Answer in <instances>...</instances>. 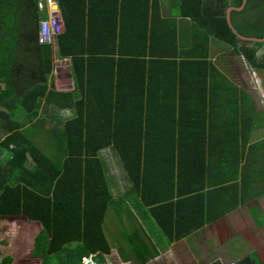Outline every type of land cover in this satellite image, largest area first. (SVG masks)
I'll return each instance as SVG.
<instances>
[{"label":"trees","instance_id":"1","mask_svg":"<svg viewBox=\"0 0 264 264\" xmlns=\"http://www.w3.org/2000/svg\"><path fill=\"white\" fill-rule=\"evenodd\" d=\"M37 2L0 0V225L4 217L21 216V225L36 230L32 248L18 256L32 257L36 264H82L84 258L103 263L111 251L105 215L111 208L122 211L128 199L154 220L157 228L151 232H158L167 225H188L191 214L184 205L197 206L202 198V220L191 221L188 231L176 236L203 226L205 198L216 186L209 182L211 147L203 141L205 127L182 126L176 101L195 94L204 100L205 91L236 88L211 65L206 51L178 53L175 29L170 39L147 33L145 26L139 31L127 15L136 0H60L65 31L57 37V50L72 59L74 87L57 90L43 80L53 69L54 45L37 41L46 16ZM241 4L181 0L179 11L204 29L206 40L227 45L264 72V55L258 56L264 43L242 41L227 24L226 11ZM230 22L244 37L264 38V0H246ZM161 37L171 42L168 51L155 46ZM28 66L39 68V76L26 73ZM104 151L115 153L126 176L123 200L112 193L115 177L108 176ZM228 156L223 150L220 159ZM225 173L220 171L221 184L230 181ZM201 178L198 186H181L182 179ZM153 181L180 190L147 200ZM136 241L143 249L134 251L136 259L146 264L153 256L141 238ZM3 254L0 264H12V256ZM240 264L259 262L251 257Z\"/></svg>","mask_w":264,"mask_h":264},{"label":"crops","instance_id":"2","mask_svg":"<svg viewBox=\"0 0 264 264\" xmlns=\"http://www.w3.org/2000/svg\"><path fill=\"white\" fill-rule=\"evenodd\" d=\"M180 8L181 0H136L130 11L127 10L129 11L127 15L135 20L133 23L136 22V28L139 31L145 26L147 33L154 36L163 35V39L166 38L165 36L170 39V34L175 29L178 53L190 50L196 53L206 51L211 65L236 90L205 91L204 100H199L201 97L199 94L190 95L191 99L177 98L176 114L182 116L184 120L181 121L182 126L185 127L184 124L188 122L187 128H199L202 131L205 127L206 138L205 140L203 138V141L211 147L213 164L209 173L211 177L209 182L216 186L208 191V200L205 198L208 218L205 222L204 217L203 226L193 230L188 236L182 238L176 236L188 231L191 221L202 220L204 209L200 208V204L204 199L201 198L197 206L189 203L184 205V211L191 214L188 225L181 224L178 229L176 225L173 227L167 225L166 229L158 226L156 233H160L162 239H156L166 245H160L149 236L144 242L149 252L151 249L156 252L155 257L165 256L168 260V253L171 252L169 261L173 264L178 262L180 264H240L251 257L259 264H264V111L254 106L256 104L254 95L249 89L241 88L239 79L227 73L228 67L217 64L219 61L215 60L217 56L213 51L218 48H229L230 51H227L233 53L232 49L211 37L206 40L204 29L194 20L180 16ZM133 23L130 26L131 29L134 28ZM107 25L110 26V24ZM162 37L157 39L160 44L157 43L155 46L166 48L168 51L171 42L163 41ZM53 45V69L43 80H47L48 85L53 84L57 90L72 89L74 87L71 76L72 59L70 56L58 55L57 39ZM33 53L31 50L28 54ZM238 57L242 61L241 56ZM244 64L248 66L246 61H243V67ZM24 70L33 77L36 76L34 74L39 76L41 73L39 68L34 69L32 66ZM247 75L249 78L252 77L250 72ZM219 81L222 83L221 80ZM179 118L181 117H177ZM223 150L229 156L221 160L220 155ZM104 152L111 158L114 156L111 151ZM176 170L177 166L174 169L175 173ZM224 170L226 178L230 181L221 184L220 171ZM182 181L181 186L184 185V187L190 184L198 186L202 183V178L190 183H187L186 179ZM176 190H180L176 185L174 189H170L164 182L153 181L147 185V200H154L161 195L168 196L171 191L176 192ZM153 193L155 194L152 195ZM132 207H136L139 211L136 201H132ZM180 211L183 209L180 208ZM141 216L143 226L149 223L156 225L152 218L148 220L143 214ZM6 218L10 220V217ZM128 218L131 221L132 217L128 216ZM136 220L139 221L137 217ZM122 225L127 230L124 223Z\"/></svg>","mask_w":264,"mask_h":264},{"label":"rangeland","instance_id":"3","mask_svg":"<svg viewBox=\"0 0 264 264\" xmlns=\"http://www.w3.org/2000/svg\"><path fill=\"white\" fill-rule=\"evenodd\" d=\"M218 49H215L213 51L215 53L214 55L217 56L215 60L219 61L217 62V64L221 67L227 66V73L232 77L239 79L241 88L245 87L249 89L250 93L254 95L256 99V104H254V106H256L257 109L264 111V72L251 69L248 64V66H245L244 64L243 67L242 63L243 61L245 62V59L241 57V61L238 55L228 52L230 51L229 48ZM263 55L264 47H262L258 52L259 57ZM239 65H241L242 67ZM248 72L252 74L251 78H249V76L247 75ZM49 125L47 124L46 126L48 127ZM101 157L107 164L108 176L111 175V173L112 176H115V180H110V183L112 182L111 190L114 197L120 196L121 200H123L125 198L124 192L128 187V182L117 156L114 153V156L111 158L109 157V155L103 152ZM132 201L133 200L131 199L125 200L122 211L119 210L118 212H116L113 210V208H111L105 215V224L103 226V230L111 247V251L108 256L104 257V264H142L141 262L139 263V261H137L134 254V251L137 248L141 249V253L143 252V249L140 247L141 244L136 241L137 238L139 237L144 241L147 240L146 238H148L149 236L151 239L160 243L156 239V231H150V229L155 230L157 226L150 223L149 225L144 224L143 226L142 216L136 207H132ZM127 216L135 219L131 218V221L129 223V218ZM136 217L139 219V221L136 220ZM20 220H22V222ZM121 220L127 230L123 227V223L120 222ZM23 221L24 220L21 216L10 217V220L6 217L2 218L0 225V258L5 255L3 253H6L12 256V264H36L37 262L35 259H30L32 257H29L27 255L23 256V254L18 256L23 251L32 248L33 235L36 232L33 225H30L28 227L21 225L24 223ZM132 228H134V231H132ZM20 239H23V242L19 244L18 242ZM164 244L165 243H160V245L162 246H164ZM150 253L154 258V254H156V252L151 249ZM171 255V252L168 253V260H166L165 256H163L162 258L155 257L152 260L149 259L146 264H173V262L171 263L169 261L171 260ZM178 264L180 263L178 262Z\"/></svg>","mask_w":264,"mask_h":264},{"label":"built area","instance_id":"4","mask_svg":"<svg viewBox=\"0 0 264 264\" xmlns=\"http://www.w3.org/2000/svg\"><path fill=\"white\" fill-rule=\"evenodd\" d=\"M38 10L46 16L40 20L37 40L39 44L54 43L65 30L60 0H38Z\"/></svg>","mask_w":264,"mask_h":264},{"label":"water","instance_id":"5","mask_svg":"<svg viewBox=\"0 0 264 264\" xmlns=\"http://www.w3.org/2000/svg\"><path fill=\"white\" fill-rule=\"evenodd\" d=\"M246 5V0H242V4L239 8H229L226 11V20H227V24L229 26V28L231 29V31L236 35L237 38L241 39L242 41H248V42H260V43H264V38H250V37H244L242 35H240L232 26L231 22H230V14L232 12H241L244 7ZM98 260V259H97ZM86 263L88 262L87 260H84Z\"/></svg>","mask_w":264,"mask_h":264},{"label":"clouds","instance_id":"6","mask_svg":"<svg viewBox=\"0 0 264 264\" xmlns=\"http://www.w3.org/2000/svg\"><path fill=\"white\" fill-rule=\"evenodd\" d=\"M38 11H39V10H38ZM39 12H40V11H39ZM40 13H42V12H40ZM42 14H44V13H42ZM64 22H65V21H64ZM64 31H65V30H64ZM37 41H38V40H37ZM105 257H106V256H105ZM97 259H98V258H95V260L93 261L91 258H88V259H87V258H84L82 263H83V264L86 263L84 260H87L88 262H87L86 264H98L99 262H98ZM103 263H104V261H103ZM103 263H102V264H103Z\"/></svg>","mask_w":264,"mask_h":264},{"label":"flooded vegetation","instance_id":"7","mask_svg":"<svg viewBox=\"0 0 264 264\" xmlns=\"http://www.w3.org/2000/svg\"><path fill=\"white\" fill-rule=\"evenodd\" d=\"M98 264H102V263H98Z\"/></svg>","mask_w":264,"mask_h":264}]
</instances>
